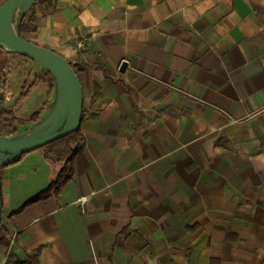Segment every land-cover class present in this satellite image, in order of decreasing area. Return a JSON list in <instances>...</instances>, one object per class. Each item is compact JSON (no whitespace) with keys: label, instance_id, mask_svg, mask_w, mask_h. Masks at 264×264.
<instances>
[{"label":"crops","instance_id":"0c3cea01","mask_svg":"<svg viewBox=\"0 0 264 264\" xmlns=\"http://www.w3.org/2000/svg\"><path fill=\"white\" fill-rule=\"evenodd\" d=\"M25 22L76 64L84 144L11 216L59 166L35 149L3 170L0 264H264V0H42ZM6 78L16 115L42 105Z\"/></svg>","mask_w":264,"mask_h":264},{"label":"water","instance_id":"95a60500","mask_svg":"<svg viewBox=\"0 0 264 264\" xmlns=\"http://www.w3.org/2000/svg\"><path fill=\"white\" fill-rule=\"evenodd\" d=\"M37 1L4 0L0 3V48L32 60L34 76L42 71L48 72L53 79L49 101L39 118L19 124L15 132L0 134V167L17 162L23 154L80 127L83 97L75 69L60 54L19 34L22 20Z\"/></svg>","mask_w":264,"mask_h":264},{"label":"trees","instance_id":"16d2710c","mask_svg":"<svg viewBox=\"0 0 264 264\" xmlns=\"http://www.w3.org/2000/svg\"><path fill=\"white\" fill-rule=\"evenodd\" d=\"M42 0H38L35 4ZM34 6V5H33ZM32 6V7H33ZM26 16L22 20L19 26V34H22L35 29L34 25L27 24L25 22ZM74 68L76 64H72ZM45 82L47 84V94L44 102L42 105L34 112L30 113L25 117H20L15 114L12 109H8L5 106V88L7 87L8 80L6 75H3L0 78V134L1 133H12L15 132L19 124H27L30 122H35L44 106L49 101L50 94L52 92L53 87V79L51 75L46 73H39L35 76H32L31 80H26L22 87L20 88L18 97L16 99V103L20 102L21 100L25 99L29 92L38 84ZM84 144L83 135L78 128L77 130L62 136L52 142L45 144L44 146L40 147L39 149L43 151L44 155L53 163L58 164L59 168L55 174V177L49 182V184L38 194L30 198L22 207L13 211L11 215L22 209L25 205L46 198L51 193L57 194L61 187L72 177L73 175V160L75 155L81 150ZM2 168V167H0ZM3 231V233H2ZM5 228L0 224V241L6 237ZM8 243V240L6 241ZM22 247V246H20ZM41 246H37L33 249H26L22 247V250L25 254L24 260L15 259L14 264H41L39 261V253H40Z\"/></svg>","mask_w":264,"mask_h":264},{"label":"rangeland","instance_id":"374dc122","mask_svg":"<svg viewBox=\"0 0 264 264\" xmlns=\"http://www.w3.org/2000/svg\"><path fill=\"white\" fill-rule=\"evenodd\" d=\"M24 34L25 33H23L22 35H24ZM11 56L12 57L8 61V69H10V70H8L6 73H4V75L11 73L12 74V80L10 82V90H12V89L19 90L26 80L30 81L32 76H34L31 73V71L34 67V62L32 60L26 58V57L21 56L18 53H12ZM41 72L42 71H39L37 74H39ZM45 88H47V84L45 82H42V83L38 84L34 90H37L36 92H38L40 90H45ZM7 97L9 98L10 96L7 95ZM8 98H5V106H6V108L13 110L14 101L9 100ZM30 105L34 106V102H31ZM30 105H29V107H30ZM31 112H33L32 109L26 110V111L20 110L19 113L24 114V116H26ZM5 168H6V166L0 168V176H2L3 170H5ZM1 209H2V207H0V224L5 228V226L2 222L3 219H1L2 218ZM2 233H3V231H2Z\"/></svg>","mask_w":264,"mask_h":264}]
</instances>
